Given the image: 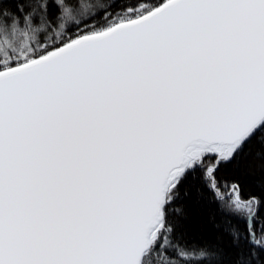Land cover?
<instances>
[{"label":"snow or ice","instance_id":"6c2138e0","mask_svg":"<svg viewBox=\"0 0 264 264\" xmlns=\"http://www.w3.org/2000/svg\"><path fill=\"white\" fill-rule=\"evenodd\" d=\"M0 264H264V0H0Z\"/></svg>","mask_w":264,"mask_h":264}]
</instances>
